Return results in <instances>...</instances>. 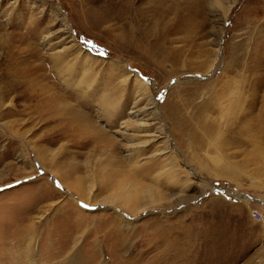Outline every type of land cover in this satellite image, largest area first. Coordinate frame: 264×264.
<instances>
[{"label": "rangeland", "instance_id": "1", "mask_svg": "<svg viewBox=\"0 0 264 264\" xmlns=\"http://www.w3.org/2000/svg\"><path fill=\"white\" fill-rule=\"evenodd\" d=\"M230 1L0 0V264H264V0Z\"/></svg>", "mask_w": 264, "mask_h": 264}, {"label": "bare ground", "instance_id": "2", "mask_svg": "<svg viewBox=\"0 0 264 264\" xmlns=\"http://www.w3.org/2000/svg\"><path fill=\"white\" fill-rule=\"evenodd\" d=\"M206 1L207 0H201V6H204ZM235 2H236V0H231L227 6H223L224 7V10H223L224 15H227L228 11L233 7ZM12 75H14V74H12ZM129 162H131V161H129ZM150 162L151 163H149V164H145V163L139 164L138 162H136L137 164L136 165L134 164L132 167V170H130V172L132 171L131 174L128 175L130 177L126 178L125 181H123V182H125L124 184L126 187L122 190L121 189L118 190L119 192L116 195V197H118V199H119L118 205L126 208L127 210L131 211L132 213H138L139 210L142 211V210H145L146 208L152 207L153 205L155 206L156 203H158L161 199H166V194L163 193L162 191H160L157 186H159L160 184H162L164 182L163 180H161L162 175H164L167 179L173 178L174 172H175V167H170V168L166 169L165 171L163 169L164 173H162L161 168H164L165 165H161L162 163L160 161H156V160H153ZM127 165H129V167L131 166L130 163ZM159 169L161 172H159ZM156 170H157V173H155V175L153 176V173ZM119 171H121V172H119L120 175H123L122 170H119ZM143 178L150 179L153 184L151 185L149 183L148 184L144 183ZM179 194H181V193H179ZM178 195H177V193H174V194L169 195L168 197H172V200H174V199L178 198ZM180 199H182V198H180ZM179 202H181V201H179ZM25 251H28V252L31 251L32 252L31 246H24V245H22L21 247L17 246L14 250L15 256L13 257V258H15V261L14 262L6 261V256H7V254H6V256L2 257V259L5 260L3 264H21L25 260V256H22V254L25 253ZM27 260H28L27 264H33V261H31L29 259H27Z\"/></svg>", "mask_w": 264, "mask_h": 264}, {"label": "built area", "instance_id": "3", "mask_svg": "<svg viewBox=\"0 0 264 264\" xmlns=\"http://www.w3.org/2000/svg\"><path fill=\"white\" fill-rule=\"evenodd\" d=\"M251 214H255L256 222L262 224V226L264 227V213H262L259 208H252Z\"/></svg>", "mask_w": 264, "mask_h": 264}, {"label": "snow or ice", "instance_id": "4", "mask_svg": "<svg viewBox=\"0 0 264 264\" xmlns=\"http://www.w3.org/2000/svg\"><path fill=\"white\" fill-rule=\"evenodd\" d=\"M85 207H87V205H85Z\"/></svg>", "mask_w": 264, "mask_h": 264}]
</instances>
